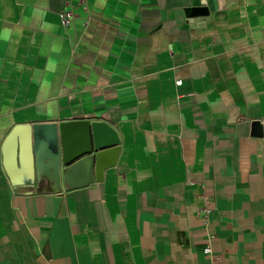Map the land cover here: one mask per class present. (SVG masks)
<instances>
[{"label":"crops","instance_id":"1","mask_svg":"<svg viewBox=\"0 0 264 264\" xmlns=\"http://www.w3.org/2000/svg\"><path fill=\"white\" fill-rule=\"evenodd\" d=\"M48 120L114 162L18 166ZM0 264H264V0H0Z\"/></svg>","mask_w":264,"mask_h":264},{"label":"water","instance_id":"2","mask_svg":"<svg viewBox=\"0 0 264 264\" xmlns=\"http://www.w3.org/2000/svg\"><path fill=\"white\" fill-rule=\"evenodd\" d=\"M192 10L194 12L203 11L204 9L198 6L192 8ZM22 130H25V135H29L31 130L35 169L38 168L39 162L43 161L42 151L47 148L54 169V172L49 175L57 181L61 172L65 179H69L80 168H85L88 173L90 169L94 168L96 177H100L103 167L114 162V158L110 160L109 158L115 156L119 150V136L116 130L106 121L73 120L58 123L48 120L25 123V125L12 128L6 137L5 151L10 159L16 154L18 166L23 164L26 167L25 170L28 171H31L32 157L29 147L30 140L27 136V139L22 140L16 135ZM24 148L27 154L26 158L20 154L21 149Z\"/></svg>","mask_w":264,"mask_h":264},{"label":"built area","instance_id":"3","mask_svg":"<svg viewBox=\"0 0 264 264\" xmlns=\"http://www.w3.org/2000/svg\"><path fill=\"white\" fill-rule=\"evenodd\" d=\"M65 21H67V20H65ZM205 249H206V251H208V250L210 249V247H209V246H207Z\"/></svg>","mask_w":264,"mask_h":264}]
</instances>
